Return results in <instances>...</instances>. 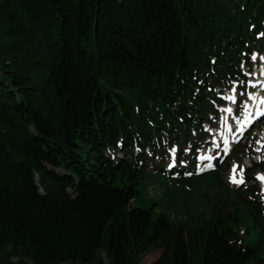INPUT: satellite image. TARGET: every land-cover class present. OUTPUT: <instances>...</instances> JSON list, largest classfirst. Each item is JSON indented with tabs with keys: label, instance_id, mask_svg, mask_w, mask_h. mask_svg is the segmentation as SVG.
I'll list each match as a JSON object with an SVG mask.
<instances>
[{
	"label": "trees",
	"instance_id": "1",
	"mask_svg": "<svg viewBox=\"0 0 264 264\" xmlns=\"http://www.w3.org/2000/svg\"><path fill=\"white\" fill-rule=\"evenodd\" d=\"M263 46L264 0H0V264H264L256 187L195 229L130 208Z\"/></svg>",
	"mask_w": 264,
	"mask_h": 264
},
{
	"label": "rangeland",
	"instance_id": "2",
	"mask_svg": "<svg viewBox=\"0 0 264 264\" xmlns=\"http://www.w3.org/2000/svg\"><path fill=\"white\" fill-rule=\"evenodd\" d=\"M256 54H253L252 61H255ZM248 77H252L254 71L248 73ZM235 86V85H233ZM238 93L242 94L243 85H237ZM248 84L246 88L248 89ZM239 94V95H240ZM223 112V111H222ZM224 115V114H223ZM219 117H211L210 122L205 125L208 135L204 139H200L199 151L197 153V163L194 168L191 165L192 161H186L184 157L181 158V163L178 162L175 152L173 151L169 157L168 163L164 164V176L159 174H149L147 179L142 181L139 186L140 195L134 198L130 208H150L151 206L158 205V212L168 214L175 223H184L190 228L195 229L207 218L209 213L214 207L217 198H224L226 196L228 187L232 190H239V187H232L229 184V169L233 164H239L241 171L247 179V183L243 186L245 188L248 184L253 187L259 188V200L264 208V190L263 184L258 182L256 176L258 173H264V163L259 164L260 160L264 161L259 153L261 145L264 144V126L254 130L238 147H236L229 158H224L220 152V124ZM261 140H263L261 142ZM259 141V143H258ZM262 143V144H261ZM261 158V159H260ZM175 166V173L171 176L170 166ZM250 165L256 166L254 171H249L247 168ZM153 168V166H150ZM213 167L215 171L209 172ZM262 167V168H261ZM244 168V169H243ZM173 171V170H172ZM205 174V175H204ZM166 175V176H165ZM199 175L198 180L190 184L184 183V179L177 178H195ZM205 194L208 196L209 201L205 200ZM232 198H230L231 200ZM230 203H228V206ZM228 212L225 209V214ZM234 228L238 233L240 245L248 246L255 244V232L252 230V222L250 218H243V220L234 224ZM161 252H154L145 257L141 264H152L160 256ZM106 261L105 255H102Z\"/></svg>",
	"mask_w": 264,
	"mask_h": 264
},
{
	"label": "bare ground",
	"instance_id": "3",
	"mask_svg": "<svg viewBox=\"0 0 264 264\" xmlns=\"http://www.w3.org/2000/svg\"><path fill=\"white\" fill-rule=\"evenodd\" d=\"M262 71H263V70H262ZM260 82H261V84L263 83L262 80H260ZM257 95H258V94H256V96H257ZM227 117H228V120L233 118V115H232V109H231V108H228V109H227V113L224 115V118H227ZM241 126L243 127L244 124H242ZM223 133L226 134L227 132L224 131ZM234 138H235V137H234ZM262 141H263V140H261V142H262ZM261 144H262V143H261ZM261 149H264V144L261 145ZM262 183H263V185H264V179L262 180Z\"/></svg>",
	"mask_w": 264,
	"mask_h": 264
},
{
	"label": "snow or ice",
	"instance_id": "4",
	"mask_svg": "<svg viewBox=\"0 0 264 264\" xmlns=\"http://www.w3.org/2000/svg\"><path fill=\"white\" fill-rule=\"evenodd\" d=\"M258 143H259V141H258ZM258 178H261V177H260V174H258ZM232 182L235 183V182H236L235 179H233ZM241 182H242V181H241Z\"/></svg>",
	"mask_w": 264,
	"mask_h": 264
}]
</instances>
